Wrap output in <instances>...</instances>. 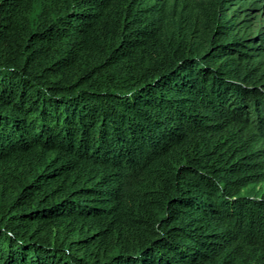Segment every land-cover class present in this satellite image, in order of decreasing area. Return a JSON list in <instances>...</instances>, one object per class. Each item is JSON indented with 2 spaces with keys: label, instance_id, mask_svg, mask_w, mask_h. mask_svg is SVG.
Returning <instances> with one entry per match:
<instances>
[{
  "label": "trees",
  "instance_id": "trees-1",
  "mask_svg": "<svg viewBox=\"0 0 264 264\" xmlns=\"http://www.w3.org/2000/svg\"><path fill=\"white\" fill-rule=\"evenodd\" d=\"M263 6L0 0V264H264Z\"/></svg>",
  "mask_w": 264,
  "mask_h": 264
},
{
  "label": "rangeland",
  "instance_id": "rangeland-1",
  "mask_svg": "<svg viewBox=\"0 0 264 264\" xmlns=\"http://www.w3.org/2000/svg\"><path fill=\"white\" fill-rule=\"evenodd\" d=\"M260 11V13H262L263 15H264V6L262 7V9L260 10V9H257V11H255V12H259ZM261 14V15H262ZM254 17V21L256 20L257 21V19L258 18H256V16H253Z\"/></svg>",
  "mask_w": 264,
  "mask_h": 264
}]
</instances>
